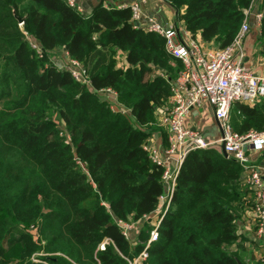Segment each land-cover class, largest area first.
<instances>
[{"label":"trees","instance_id":"16d2710c","mask_svg":"<svg viewBox=\"0 0 264 264\" xmlns=\"http://www.w3.org/2000/svg\"><path fill=\"white\" fill-rule=\"evenodd\" d=\"M162 1L194 38L222 50L254 0ZM132 15L0 0V264H130L144 250L149 222L133 242L121 224L151 219L166 191L165 168L145 145L166 131L159 115L183 65ZM259 33L264 52V18ZM59 51L84 66L91 85L59 68ZM107 89L114 100L99 93ZM237 109L234 132H264L263 108ZM244 183L243 168L219 147L190 153L143 264H245L232 250L243 241Z\"/></svg>","mask_w":264,"mask_h":264},{"label":"built area","instance_id":"2783aa9c","mask_svg":"<svg viewBox=\"0 0 264 264\" xmlns=\"http://www.w3.org/2000/svg\"><path fill=\"white\" fill-rule=\"evenodd\" d=\"M71 7H77L75 0H66ZM263 0H254L250 8L245 10V18L232 43L225 49H217L202 44L185 28L177 25L164 26L153 17L146 15L140 4H134L132 22L135 27L143 28L146 32L155 34L165 40L167 54L183 65L179 77L172 84V95L165 109L159 115L160 127L169 133V148L166 155L175 163L170 167V161L162 158V154L153 149L151 142L145 145L154 163L165 168L163 179L166 191L160 198V204L154 213V219L144 217L149 221L152 230L144 250L130 264H143L149 257L152 244L160 239V227L169 214L176 190V180L186 157L195 151H205L213 147L225 145L228 159L236 161L244 170L245 182L254 194V210L257 216V233L264 235V179L258 167L249 159L247 152L260 154L264 152V132L251 131L240 135L233 131L230 116L236 103L255 105L264 99V76L255 74L244 65L246 53L244 42L253 28L260 32L264 18ZM109 4L105 8H110ZM120 9L126 7H118ZM79 9V8H78ZM80 10V9H79ZM38 53L41 49L32 44ZM67 57V64L59 66L67 70L72 77L82 84L91 85L86 76L84 66ZM102 96L117 97L110 89L99 92ZM207 101L214 109L215 117L220 125L222 137L218 141H209L204 134L185 125L186 118L194 109ZM123 113L126 110H122ZM124 237L131 241L132 230L136 223H122ZM107 242L101 244L105 250Z\"/></svg>","mask_w":264,"mask_h":264},{"label":"crops","instance_id":"0c3cea01","mask_svg":"<svg viewBox=\"0 0 264 264\" xmlns=\"http://www.w3.org/2000/svg\"><path fill=\"white\" fill-rule=\"evenodd\" d=\"M106 2L111 7H131L137 3L141 5V8L146 15L153 17L158 23L164 26L177 25L181 29L185 28L184 24L178 21L177 13L174 8L162 0H75L77 7L85 15L91 14V12L100 4H103L105 7ZM259 34L258 29L253 28L252 32L245 39L244 50L246 53V59L244 60V65L248 69H251L255 74L264 76V52L263 47H261L259 42ZM197 39L202 43L200 37H197ZM56 57L59 66L67 64V57L64 51H59ZM123 59L124 57L122 56L121 62L124 63ZM112 100H114V97H112ZM240 104L241 103H236L233 106L230 123L232 122V116L238 115L237 117L239 118L240 112L237 109V106ZM244 105L252 108L261 107L264 110V99L255 105ZM185 125L188 128H194L200 131L209 141H218L222 137V131L215 117L214 109L207 101L203 102L200 108L194 109L190 113L185 120ZM166 131L164 130L154 133L149 141L151 142L152 148L161 153L162 158H167V160L170 161V167L173 168L175 163L172 162L165 153V150L169 148V133L167 135ZM247 155L250 161L258 167L264 179V152L260 154L247 152ZM244 184L246 187L248 186V192L244 195V212L241 214L240 220L238 221V233L243 240L239 243L242 248L240 253L242 252L241 256L246 264H264V235L260 236L257 233V216L254 210L255 197L249 188V185L246 182ZM154 216L155 215L151 218L154 219ZM145 224L147 223L144 220L138 222V224L136 223L132 232V239L138 237L140 230ZM232 250H237L236 245L233 246Z\"/></svg>","mask_w":264,"mask_h":264},{"label":"water","instance_id":"95a60500","mask_svg":"<svg viewBox=\"0 0 264 264\" xmlns=\"http://www.w3.org/2000/svg\"><path fill=\"white\" fill-rule=\"evenodd\" d=\"M17 20H18L19 24H23V23H24V20H23V19H20V18L17 17ZM218 125H219V123H218ZM219 148L221 149V153H222V155H223L225 158H228V154H227V152H226V150H225V145L222 144V145L219 146Z\"/></svg>","mask_w":264,"mask_h":264},{"label":"rangeland","instance_id":"374dc122","mask_svg":"<svg viewBox=\"0 0 264 264\" xmlns=\"http://www.w3.org/2000/svg\"><path fill=\"white\" fill-rule=\"evenodd\" d=\"M20 25V27H22V25L23 24H19ZM148 142H149V140L146 142V144H148ZM150 223V222H149ZM138 224V223H137ZM132 232H133V230H132ZM138 238V237H137ZM137 238H135V239H132L131 240V242H133V241H135ZM240 243V241L236 244V248H237V250L236 251H238V252H240L241 250H242V248H241V244H239ZM242 253V252H241ZM246 264V263H245Z\"/></svg>","mask_w":264,"mask_h":264}]
</instances>
